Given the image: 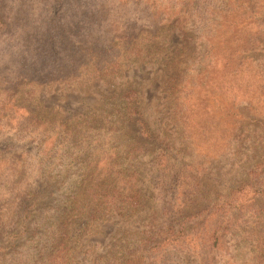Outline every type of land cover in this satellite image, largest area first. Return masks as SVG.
I'll return each mask as SVG.
<instances>
[{
    "label": "rangeland",
    "instance_id": "1",
    "mask_svg": "<svg viewBox=\"0 0 264 264\" xmlns=\"http://www.w3.org/2000/svg\"><path fill=\"white\" fill-rule=\"evenodd\" d=\"M118 4L0 0V247H16L0 251V264L36 263L20 249L21 237L14 241L10 234L24 224L38 233L34 240L44 241L39 234L52 230L66 198L79 193L89 199L90 192L79 188L85 178H130L139 205L129 209L117 200L101 215L89 210L70 218L71 250L64 256L70 264H257L255 247L264 244V0H124L125 11ZM98 7L103 12L92 21L125 38L114 43L121 54L115 75L100 79L79 71L73 81L29 84L21 71V42L36 39L40 26L38 37L51 36L47 29L57 20L83 29L88 11ZM186 10L155 38L144 31ZM203 10L210 15L198 21ZM31 73L29 80L36 76ZM170 77L183 89L201 90L211 79L212 95H201L194 114L191 96L177 109ZM127 92L138 102L135 119L141 122L131 123L127 136L148 128L150 139L123 138L87 156L51 161V167L41 163L40 140L57 121L100 124L121 113L120 96ZM207 121L211 126L202 132ZM159 148L168 155L163 184L154 170ZM106 166H113L111 175ZM173 199L178 203L168 214L164 208ZM181 204L187 232L206 234L199 256H186L185 247L154 256L152 237L165 234L169 224L178 229L181 219L172 213Z\"/></svg>",
    "mask_w": 264,
    "mask_h": 264
},
{
    "label": "trees",
    "instance_id": "2",
    "mask_svg": "<svg viewBox=\"0 0 264 264\" xmlns=\"http://www.w3.org/2000/svg\"><path fill=\"white\" fill-rule=\"evenodd\" d=\"M122 1L124 0H116V3H119L118 8L124 7L125 11L127 5L123 6L121 4ZM194 6L198 7V4L196 5L194 3ZM100 8L98 7L93 11H88L87 14L89 16L85 22L82 21L86 25L83 29L80 27L81 23L77 24L73 21L60 25L61 22L57 20L53 26H50L53 28L52 30L47 29V32H50L51 36L48 35L47 38H44L45 35L38 37V31L41 28L38 24L37 26L40 27H36L34 31V34H37V38L32 40L30 44L21 42V71L23 73L22 75L26 76L24 79L30 81L28 82L29 84L36 81L37 83L49 85L51 83L78 79L82 76L79 71H85L86 75L98 76L100 79H111L115 75L113 74V70L119 67V56L121 55L114 52V49H116L114 48L116 46L114 43L120 44L125 38L117 34V31L107 30L106 27L102 29L98 22L92 21L93 18L99 17L102 14L103 11ZM199 12L201 11L199 10ZM199 12L194 9L195 15H198ZM187 13V10L183 13L181 11L173 12L175 19L167 20L164 25L163 23L160 24L155 28V31L151 32L149 29H144V31L148 34L154 33L152 37L155 38L158 30L165 26H170V28L174 27L178 23V20L182 16H186ZM206 14L210 15L207 10H203L198 21H202V16ZM183 19L186 18L183 17ZM112 23L114 21L111 22V25ZM30 72H32V75H36L32 80H29L28 75L30 74H26ZM170 82L172 83L171 94L175 99L177 109L182 108L181 102L185 97L188 98L191 96V103H193L190 104L191 114L196 113L201 108L197 103L201 95H204V98H209L212 95V87L210 86L211 79L207 80L204 90L192 85L187 89H183L177 80H172V77H170ZM208 86L209 90L207 88ZM194 90L196 92L192 94ZM119 102L121 103L122 111L125 113L122 111L121 113L116 112L108 120L100 124L97 123L94 126L73 125L67 122L62 123L57 121V126L53 127L51 131H48L47 136L40 140V147L43 148L40 152L41 163L44 162L43 164L45 166L51 167L53 165V163H50L51 161L60 160L64 157L70 160L73 154L74 156L79 154L87 156L90 151L100 150L106 144H117L123 138H128L127 134L129 133L128 128L130 124L141 123L135 119L138 117V115L135 116L138 111L136 107L138 106V102L128 92L120 96ZM27 113L31 114L28 111ZM201 124L202 122L197 125ZM210 126L211 121H207L206 124L200 126V130L202 132L206 131ZM128 139L133 142L137 140H148L150 139V132L148 128H141L138 132L134 133V136H130ZM159 149L160 154H157L154 158V170L157 174V180L159 179L163 184V182L169 179L168 155L165 153V150L162 148ZM117 153L115 154L116 157H118ZM88 164L90 165V162ZM112 167L106 166L105 175L112 174ZM80 186L79 188L83 193L90 192L88 193L90 195L89 199L87 202L82 201L81 198L85 196L79 193H75L73 196L66 198L64 205L56 210L55 225L52 230L44 229L45 233L39 234L41 238H44V241H40V238L34 240L35 236H38V233L29 232L24 224L21 232H13L10 234L14 241L21 237L20 249L26 250L32 259L35 258V264H70L69 261L64 259V256H67L71 250L68 240V220L70 218L83 215L82 213L89 210H92V213L95 215H101V213L109 211L110 208L115 209L117 200H121L120 206L128 204L129 209H133V207L135 209L139 205V201L133 195L136 187L131 183L130 178L129 180L125 178H85L81 180ZM36 194L37 192L27 194V196H35ZM255 195L258 197L260 193L257 192ZM122 200L125 202H122ZM177 203V199H173L172 204H168L167 202V207L164 208V211L169 214L170 210L168 206L175 208ZM184 210L185 206L181 204L178 207V211L172 213L173 216L181 219L175 222L178 225L177 230L173 229L172 225L169 224L167 226L169 230L165 234L164 232L158 231L152 237L153 244L151 251L154 252V256L159 254L167 256V253L172 251L177 252V247H185V249H181L182 252L186 250V256L188 257L199 256L200 253L198 251L205 244L203 243V237H206V234H202L201 231L194 229L191 232H187L188 229H186V223H184L186 219L183 217ZM188 219L193 220L196 217H190ZM208 237L214 238V234ZM14 248H16L14 245L10 246L8 244L5 247H0V251L6 252ZM255 253L257 255V264H264V244H258L255 247Z\"/></svg>",
    "mask_w": 264,
    "mask_h": 264
}]
</instances>
